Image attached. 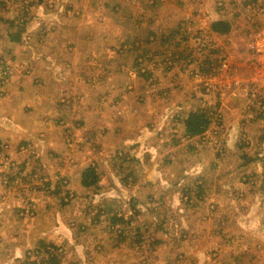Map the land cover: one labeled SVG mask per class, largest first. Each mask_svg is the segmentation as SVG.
Here are the masks:
<instances>
[{"label": "rangeland", "instance_id": "rangeland-1", "mask_svg": "<svg viewBox=\"0 0 264 264\" xmlns=\"http://www.w3.org/2000/svg\"><path fill=\"white\" fill-rule=\"evenodd\" d=\"M37 2L0 0V99L16 78L34 76L32 64L44 59L49 71L39 63L35 75L64 79L51 97L64 105L57 103L51 123L64 130L66 147L48 171L44 164L54 152L44 132L38 131L37 141L9 136L0 142V264H47V252L36 248L40 240L54 243L48 249L58 251L60 264H264V173L257 176L251 166L240 165L243 154L255 158L251 164L263 152L255 139L264 141V116L239 97L246 90L247 97L254 90L264 97V0ZM218 19L230 20L232 31L213 33L210 25ZM20 27L21 40H11L9 33ZM57 33L61 38L53 37ZM71 47L87 55L67 56ZM236 79V95H222L220 89ZM65 82L76 94L82 91L100 116L105 112L99 130L111 131L113 145L107 148L105 135L91 133L86 119L76 117L85 101L68 102ZM171 99H183L179 116L172 113L178 106ZM225 100L236 101L228 108L253 112L247 124L255 125L229 145L221 112ZM197 109L212 115V125L189 142L184 119ZM161 111L166 118L158 119ZM119 130H138L134 136L145 142L125 146L134 136L123 141ZM142 144L156 149L144 151ZM87 164L102 172L103 198L74 188ZM156 174L155 184L142 181ZM32 188L50 197L33 198ZM133 188L149 203L156 196L152 209L128 197ZM253 205L261 208L259 215ZM40 208L50 215L41 213L39 219L46 217L35 223ZM110 212L123 221L111 225ZM110 255L127 260L103 262Z\"/></svg>", "mask_w": 264, "mask_h": 264}, {"label": "crops", "instance_id": "crops-1", "mask_svg": "<svg viewBox=\"0 0 264 264\" xmlns=\"http://www.w3.org/2000/svg\"><path fill=\"white\" fill-rule=\"evenodd\" d=\"M43 4H44V0L37 2L35 5L41 6ZM56 19H57L58 22H60V18H56ZM213 33L221 35L220 33H216V32H213ZM53 37L54 38H61L60 35H58V33H57V36L55 35ZM62 37H63V34H62ZM77 37H79V36H77ZM77 37H74V38L77 39ZM50 39H52V37ZM75 42H76V40H75ZM13 44H15V42H13ZM71 48L72 49H69L67 51V56L77 57L78 55H80L81 57H84V54H86V53H84L82 51V49H81V52H78L76 47H74V48L71 47ZM54 50L55 49H53V51ZM53 51L50 52L51 55L54 53ZM41 60L44 61V59H41ZM42 61H39L36 64V66L39 63H41L42 65H44V70L46 72L49 71L46 68L45 62L42 63ZM51 65H53V64H49L50 67H51ZM32 66L33 67L31 69H32V72H33L34 76H32V75L25 76L26 78L23 77V78H21L19 80H17V78H16L13 82H11L8 85L9 86L8 87L9 92L8 93L6 92V94H5L6 96L0 99L1 100L0 101V121H1V119H3V122H0V142L6 143L5 141L9 140V136H14V140H16V138H21V137L28 138L29 137V138H33L34 141H37V140H39V139H37V137H38L37 134L39 133L38 131L44 132V135H45V139L44 140H45V143L47 144L46 147L50 149L49 153L54 152V153H51L52 155H51V157H49L48 162L46 163V165L44 164L45 168L47 167V170L49 171L51 169V166H52L53 156H58L56 153L59 152V148L66 147L65 140H64V137H65L64 136V134H65L64 130H58L57 128H52V123H51L52 119H53V115L56 114L57 111H59L58 108H57V103L59 104V107L64 105V104L63 105L60 104L59 101L56 103L55 101H53L54 99L51 98V97L54 96L55 90L58 91L59 87L62 86V84L64 83V79L51 78L48 75H46V73L41 74L40 71H39L38 76H36L35 75V71L37 70V69L35 70L36 66L34 67L33 64H32ZM42 76H43V78H42ZM262 83L264 84V81H262ZM65 84H67L68 87H69L68 94H66L68 102L69 101H75L76 103H83L85 101V104H83V106H80L81 107L80 111H82L84 113H82V115H81V112L79 111V114H78V110H77V112L75 113L76 117L77 116L80 117L82 122H84V118L86 119V122H87L86 125L88 126L87 128L88 129L90 127L92 128V130H89L91 133H95V132L98 133L99 132L100 137L105 135V136L102 137V140L105 142V146H107V148L109 146L113 145L115 139L111 138L114 135H110L109 136L111 131L110 130H99L103 126L102 123L104 121L105 112H104L103 115L100 116L98 114L99 110L98 109H94L93 106H92L94 103L91 104V106L86 104V103L89 102V100H88V102H86L87 96L82 97V96H84V93L82 91L77 92V94H76V89L74 87H72V85H70V83L65 82ZM80 85H82V84H79V86ZM166 85L168 86L170 84H166ZM242 85L244 87L246 86V80L243 81ZM86 93H87V91H86ZM247 95H248V93H247V90H246V92L243 93L239 97H245L244 101H249L250 102L251 96L249 95L247 97ZM177 97H179V96H177ZM166 98H168V97H166ZM91 99L96 101L98 98L95 97V96H92ZM177 99H179V98H177ZM177 99L176 100L175 99H171L173 103L177 104L176 107L178 106L177 109L173 110L174 112H172L174 116H176V114H177V116L180 115V112H178V111H179V108L182 105V101H183V99L182 100L181 99L177 100ZM163 100L164 99H162V101ZM226 102H228V101L227 100L222 101L223 108H221V112H222L223 117H225V119H226V122H225V127L227 128V129H225L226 130V142H227L226 145H229V143H230L232 138L235 137V139H236L238 137H242L243 135H247L245 132H243V130H252V126L255 127V125L251 124V123H249L250 125L247 124V122H253L252 121L253 119H250L249 117H247L248 116L247 113L249 111L246 112V110L245 111L242 110L241 106L233 107V109L228 108L229 106H231L230 103L231 104H235L236 101L233 102L232 100H230V102H228V104H225ZM174 106L172 105V108ZM139 108L141 110H143L142 107H139ZM172 108H170V109L172 110ZM155 110H153V111H155ZM153 111L151 112V115L153 114ZM156 112H158V110H156ZM161 112L162 113H159V114L157 113V116H159L158 119H163V117L166 118V116L164 115L163 111H161ZM147 115H149V114H147ZM244 116H245V118H242ZM248 118L250 120H248ZM99 120H100V122H98ZM10 121H12V123H9ZM2 123H4V124H2ZM93 124H96L97 127L93 128V126H91ZM109 125H110L109 127H111L113 125V123L110 122ZM211 125L209 126L207 131L211 129ZM95 129H97V130H95ZM253 130H255V128ZM119 131H122L121 136H123V138H122L123 141L126 138H131L132 136L139 134L138 130H119ZM141 131L143 132L145 130H141ZM147 133H151V132L147 130ZM256 135L257 134H255V136ZM93 136H95V134H93ZM142 136L146 137L147 135L143 133ZM196 138H197L196 136H194V137L192 136V137H188L187 140L189 142H194V139H196ZM252 139H254V138L252 137ZM140 140H143V138L141 136H139V137L134 136L131 139H127L124 143H125V146L128 145V146L134 147L133 143L138 142ZM255 140L257 141L256 142L257 144H255V145L259 146L261 144V146L263 147V152H260L258 155H256L257 159L255 161H258V162H253V163L249 164L250 161H253V159H251L247 163V166H245L246 164L243 165V166H245V167L251 166V169H252L251 171L253 173H256L257 176L258 175L261 176L264 173V170L262 169V168H264V165H259V164H261V163L264 164V161H261V160H264V158H263V156H264V141L261 140L260 142H258V139H255ZM119 142L121 143L122 141H119ZM150 146H151V149L148 148ZM251 146H253V144ZM140 147L144 151H147V150L151 151L153 146L151 144H148V145L142 144V145L138 146V148H140ZM153 148L156 149V147H153ZM225 149L227 150V146H225ZM0 150H1V145H0ZM259 156H260L261 160L258 159ZM39 160L40 159L38 158L37 162H39ZM259 161H260V163H259ZM240 165L242 166V163ZM40 167H42V166L40 165ZM156 169L157 170H155V171L157 173L161 172V170L159 171V167H156ZM35 172H38V171H35ZM1 176H3V175H0V182L2 181L1 180ZM158 178H159V176H158V174H156V176L153 177L152 180L151 179H147V180L143 179L142 181H144V182L145 181H150L148 183H154L155 184L156 183L155 181H157ZM111 181H113V180H111ZM0 185H2V184L0 183ZM102 185H104V184L102 183V178H101V180H100V186H101L100 189L102 188ZM126 187L130 188L129 184H127ZM74 188L77 189L76 192H79V193H83V192L85 193L86 191L87 192L90 191L91 193H93V195H95L96 197H99V198L100 197L103 198L104 197L103 194L107 195L106 192L100 191V189H99V191L95 190L96 191L95 192V191L92 190L93 189L92 187L88 188V187L82 186L79 178H78L77 182H75ZM0 189H1V187H0ZM30 190H33V188L30 189ZM137 190L138 189L135 190V188L131 189V193L132 192L133 193L131 194V196L129 195L128 197L131 198V199H136V198L141 199V201H139V203H141L140 207H143V209H147V210H148V208L152 209L153 206L151 205V202L157 201L156 196H151L150 198H151L152 201L149 203L144 198H142L140 196V194L137 193L138 192ZM35 192L36 193L39 192V193L34 195ZM33 193H34L33 194V198L36 197L37 199H41V198H44V197L46 198V196H48L47 198L50 197V195L48 193L47 194L44 193V195H43V192L41 194L40 191H38V190H33ZM54 195L55 194H53L51 196H53V198L56 199V197ZM108 195H112V194H108ZM262 196L264 197V194ZM132 197H134V198H132ZM258 197H259V195H257L255 198H258ZM171 199L173 200L174 198L171 197ZM162 202H163V200L161 199V200H158L157 203H153V204H160ZM142 203H145V204H143V206H142ZM39 205H40V202H39ZM252 207H255V205H253ZM157 208L158 207L155 206V209H157ZM177 209H179L178 205L176 206L175 211H178ZM180 209H181V207H180ZM45 210H46L45 212H43L41 208L36 210L37 215L34 217V219H38L37 220L38 222L35 221V223H39L40 220H43L46 217L45 216L44 218H40L39 219V216H40L41 213L43 214V216L46 213H49L47 215H50V212L48 211V208L47 209L45 208ZM254 210L256 211L255 214H257V215H259L261 213L260 212L261 208H259L258 206H256L254 208ZM59 223H61V220H59ZM54 224L56 225V223H54ZM49 225H51V224H49ZM45 228L46 227H44L43 230ZM41 230H42V228H41ZM50 231H51V229H50ZM16 243H17V241H16ZM117 257H119V256H117ZM114 259L119 260V259L115 258V256H111L110 255L109 257H106L103 260V262L109 263L111 261H114ZM126 260L127 259L119 260V261L122 262V261H126ZM92 261L95 262V260H92ZM135 261H136V259L133 258L132 262H135Z\"/></svg>", "mask_w": 264, "mask_h": 264}, {"label": "trees", "instance_id": "trees-1", "mask_svg": "<svg viewBox=\"0 0 264 264\" xmlns=\"http://www.w3.org/2000/svg\"><path fill=\"white\" fill-rule=\"evenodd\" d=\"M12 25H14L13 22H12ZM232 27H233V24L228 19L214 20L210 25V28L213 32L220 33V34H228L232 30ZM23 30H24V27H20L16 32L15 31L10 32L9 36L11 40L20 41ZM211 124H212L211 114H208L204 110H201V109L190 110L188 114H186L185 119H184L185 135L187 138L192 137V136L194 137V136L201 135L207 131V129L209 128ZM241 157L243 158L242 166L247 164L251 159L254 158L246 154H243V156ZM130 175L131 174H127L125 178L129 177ZM29 176H32V175L29 173ZM101 178H102V172L98 170V167L96 165L87 164L86 166H84V168L81 171L80 182H81V185L84 187H88V188L92 187V188H95V190H99L101 187L100 186ZM47 181L48 180H45V183ZM130 183L127 182V184H130ZM132 183H134V181H132ZM49 184L50 182H47V185ZM55 191L58 192L59 190L57 189ZM109 220L111 221V225H114L118 222H122L123 217H118L117 213L110 212ZM137 231L139 233V229ZM133 244H138V241H134ZM51 245H54V243L53 242L48 243L46 240H40L36 248L38 252H43V251L47 252V256L43 260L44 262H46L47 264H60V259L58 258V251H52L48 249V246H51Z\"/></svg>", "mask_w": 264, "mask_h": 264}, {"label": "built area", "instance_id": "built-area-1", "mask_svg": "<svg viewBox=\"0 0 264 264\" xmlns=\"http://www.w3.org/2000/svg\"><path fill=\"white\" fill-rule=\"evenodd\" d=\"M224 66H227L226 62L224 63ZM6 79L7 78H5L3 82H5ZM240 84H241V81H239L237 79L234 80V82L232 84H229V85L225 86L223 89L222 88L220 89L221 94L226 95L228 92H231L233 95H236V92L234 91V86H239ZM263 98L264 97H261L259 90H254L251 92L250 102L252 103V105H255L256 108L258 107L257 108V111L259 112L258 114H261L264 116V102H262ZM249 112H251V111H249ZM249 112L247 113V115L252 118L254 116V114H253V112H251V113H249ZM262 118H264V117H262Z\"/></svg>", "mask_w": 264, "mask_h": 264}]
</instances>
